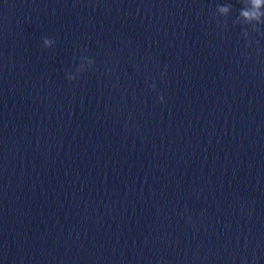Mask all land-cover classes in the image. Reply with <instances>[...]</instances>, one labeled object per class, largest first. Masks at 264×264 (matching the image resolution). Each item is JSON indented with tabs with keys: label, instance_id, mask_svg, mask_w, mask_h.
<instances>
[{
	"label": "water",
	"instance_id": "obj_1",
	"mask_svg": "<svg viewBox=\"0 0 264 264\" xmlns=\"http://www.w3.org/2000/svg\"><path fill=\"white\" fill-rule=\"evenodd\" d=\"M253 10L0 0V264H264Z\"/></svg>",
	"mask_w": 264,
	"mask_h": 264
},
{
	"label": "clouds",
	"instance_id": "obj_2",
	"mask_svg": "<svg viewBox=\"0 0 264 264\" xmlns=\"http://www.w3.org/2000/svg\"><path fill=\"white\" fill-rule=\"evenodd\" d=\"M253 11H241L240 15L245 17L246 19H257L259 20L260 15H264V13H259V8L262 4H264V0H251ZM232 5L224 4V5H217V10L221 13H228L231 9ZM44 44L48 45L51 43V41L48 39V37L43 38ZM159 100L161 103L164 102V97L161 95L159 97Z\"/></svg>",
	"mask_w": 264,
	"mask_h": 264
}]
</instances>
